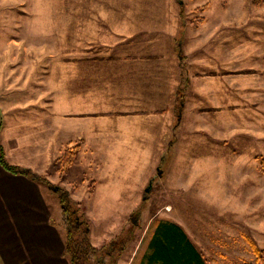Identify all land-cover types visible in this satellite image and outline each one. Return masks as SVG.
<instances>
[{
	"label": "rangeland",
	"instance_id": "374dc122",
	"mask_svg": "<svg viewBox=\"0 0 264 264\" xmlns=\"http://www.w3.org/2000/svg\"><path fill=\"white\" fill-rule=\"evenodd\" d=\"M125 52L151 56L136 65ZM145 63L150 75L132 65ZM115 76L144 84L146 102L109 89ZM130 108L148 111L80 114ZM68 144L79 148L60 179L52 164ZM0 145L49 182L41 195L62 240L55 189L81 202L105 264L148 261L155 219L179 225L205 264L253 262L248 240L264 248V6L0 0Z\"/></svg>",
	"mask_w": 264,
	"mask_h": 264
},
{
	"label": "crops",
	"instance_id": "0c3cea01",
	"mask_svg": "<svg viewBox=\"0 0 264 264\" xmlns=\"http://www.w3.org/2000/svg\"><path fill=\"white\" fill-rule=\"evenodd\" d=\"M150 56L151 54L136 58L135 55L125 52L116 57H119L120 60H134V64L139 65V62L149 60L147 57ZM134 64L132 65L135 70L139 71V74L150 75L146 71V67L150 64L145 63L138 68H135ZM132 65H130L129 72L134 70ZM157 70L159 69L157 68ZM121 76L119 75V77ZM124 78L129 81L131 76L124 75ZM117 80L118 78L115 76L112 83L107 82L110 84L109 89L114 90V87L129 89L125 93L126 96H122V98L126 97L127 104L137 105L140 101L142 104L146 102L145 92H143L144 84L134 86L131 82L124 83L119 79L118 83ZM84 111L86 112L80 114L86 113L87 116L107 114L118 117L136 115L148 110L130 108L112 111L99 110L97 112ZM158 111V109H153L152 112ZM48 215L49 212L42 199L39 183L23 174H12L0 166V264H67V260L62 255L63 240L56 226L50 224ZM148 237H153V233L151 232ZM138 238H142V235H139ZM149 247L151 248V244ZM147 263L146 260L140 264Z\"/></svg>",
	"mask_w": 264,
	"mask_h": 264
},
{
	"label": "trees",
	"instance_id": "16d2710c",
	"mask_svg": "<svg viewBox=\"0 0 264 264\" xmlns=\"http://www.w3.org/2000/svg\"><path fill=\"white\" fill-rule=\"evenodd\" d=\"M255 6H264V0H252ZM202 7H200L201 9ZM243 72L255 73L259 70L249 68ZM79 144L66 145L61 154L55 158L52 166L59 174L60 179L65 177L68 167L73 162ZM258 170L264 174V157L257 155ZM0 166L12 174H23L32 178L37 183L44 182L47 186L49 182L40 175L27 171L24 168L9 164L4 156L3 148L0 145ZM58 191L60 203L61 233L63 235V257L67 264H105L106 245L99 247L93 245L89 239V223L86 215L81 208V202L72 200L66 191ZM154 239L153 253L147 264H205L201 259L202 253L198 251L188 239L184 230L174 222L154 220ZM130 228L128 230L131 231ZM153 233V232H152ZM250 251L254 256L253 262L243 261L242 264H264V248L259 247L252 240H248Z\"/></svg>",
	"mask_w": 264,
	"mask_h": 264
}]
</instances>
